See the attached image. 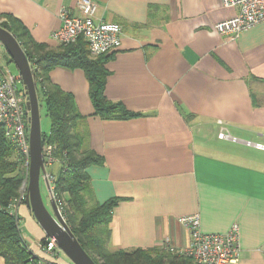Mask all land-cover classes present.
Instances as JSON below:
<instances>
[{
	"label": "crops",
	"instance_id": "1",
	"mask_svg": "<svg viewBox=\"0 0 264 264\" xmlns=\"http://www.w3.org/2000/svg\"><path fill=\"white\" fill-rule=\"evenodd\" d=\"M96 1L98 18L122 26L105 94L142 115L94 114L82 68L57 66L49 77L74 94L88 143L104 157L88 167L96 200L122 197L110 248L183 253L191 236L180 218L198 213L206 233L237 223L240 264H264V22L232 37L214 28L238 12L221 0ZM62 7L79 13L77 0H0V21L11 15L34 41L57 47ZM15 210L37 256L73 264L42 249L46 233L25 200Z\"/></svg>",
	"mask_w": 264,
	"mask_h": 264
},
{
	"label": "trees",
	"instance_id": "2",
	"mask_svg": "<svg viewBox=\"0 0 264 264\" xmlns=\"http://www.w3.org/2000/svg\"><path fill=\"white\" fill-rule=\"evenodd\" d=\"M0 24L17 37L28 56L39 101L41 93L51 122L49 133L42 132L43 144H53L55 154L61 160L57 164V174L53 170L55 165L50 168L55 176L54 191L58 198L66 201V221L85 250L98 264H197L192 256L164 247L110 248L113 209L122 197H111L103 203L96 200L88 167L103 165L104 157L88 143L85 116L78 109L74 94L52 83L49 75L57 66L82 68L90 84L94 114L103 119L140 116L142 113L128 109L122 101L108 99L105 94L110 74L106 63L114 56V51L92 57L83 36L57 47L38 43L11 15L4 17ZM27 171L24 155L6 137L5 128L0 123V257L4 264H52L30 249L21 235L20 217L12 212L15 198L21 195ZM42 241L46 242L44 238Z\"/></svg>",
	"mask_w": 264,
	"mask_h": 264
},
{
	"label": "built area",
	"instance_id": "3",
	"mask_svg": "<svg viewBox=\"0 0 264 264\" xmlns=\"http://www.w3.org/2000/svg\"><path fill=\"white\" fill-rule=\"evenodd\" d=\"M225 6H234L238 12L224 20L214 23V28L222 35L237 37L246 29L264 22V0H221ZM78 14L72 13L67 7L59 12L61 25L52 33V37L60 44L75 42L83 36L88 42L89 54L96 57L109 54L122 44V26L117 22H109L96 16L98 3L96 0H77ZM21 75L13 74L7 66L0 62V123L5 128V135L13 141L25 157L27 177L29 176L30 146L29 123L30 111L27 107V95L19 91L18 82ZM22 80V79H21ZM220 137H226L223 130ZM259 147L264 145L257 144ZM43 158L46 173L43 175L49 192H53L55 176L51 167L61 162L55 154V146L51 143L43 144ZM15 200V206L22 201ZM18 202V203H17ZM59 205L63 201H57ZM58 205V206H59ZM180 221L189 229L191 241L183 253L193 257L197 264H240L241 242L240 227L234 223L226 233H206L201 230L198 213L183 216ZM41 241L44 251L55 253L60 248L54 237L45 236Z\"/></svg>",
	"mask_w": 264,
	"mask_h": 264
},
{
	"label": "water",
	"instance_id": "4",
	"mask_svg": "<svg viewBox=\"0 0 264 264\" xmlns=\"http://www.w3.org/2000/svg\"><path fill=\"white\" fill-rule=\"evenodd\" d=\"M0 43L16 65L27 95V107L30 111L29 181L25 194V203L49 237H54L58 247L73 264H98L82 246L54 198L47 204L41 193V176L46 173L43 158V136L41 128L40 104L36 81L28 56L17 37L0 24Z\"/></svg>",
	"mask_w": 264,
	"mask_h": 264
},
{
	"label": "rangeland",
	"instance_id": "5",
	"mask_svg": "<svg viewBox=\"0 0 264 264\" xmlns=\"http://www.w3.org/2000/svg\"><path fill=\"white\" fill-rule=\"evenodd\" d=\"M0 62L4 66H7L13 74H16V75L19 74L18 68L16 67V65L14 64V62L10 59V56L6 52V50H5L4 46L2 45V43H0ZM18 86H19V91H25L24 84H23V82H22L21 79L18 82ZM38 87L41 90L42 86H41V83L40 82L38 83ZM39 104H40V117H41V128H42V131L45 132V133H49L50 127H51V122H50V119H49V117L47 115L45 102H44V100L42 98L41 93H40V101H39ZM58 169H59V166L56 164L53 167V170H54V173L55 174H57L59 172ZM28 181H29V176H28V179H26L25 181H23V184H22V187H21V195L20 196L24 195L23 199H25V194H26L27 187H28ZM45 182H48V181H46L44 179L43 175H42L41 176L40 185H41V193H42V196H43L45 202L47 204H49L50 203V198H54V200L56 201L57 205H59L57 201H60V199L62 197L61 198H58V196L56 195V192L54 191V188H53V192L50 193L49 192V189H48V186L46 185ZM20 196L19 197H16L15 200L16 201L18 199L20 200ZM63 201H64V204H61L58 207H59L60 211L62 212V214L65 217V214H64V207L65 206L64 205H66V201L64 199H63ZM19 217H21V216H19ZM20 224L22 225L21 221H20ZM60 251H61L62 255H65L66 256V254L62 250H60Z\"/></svg>",
	"mask_w": 264,
	"mask_h": 264
}]
</instances>
